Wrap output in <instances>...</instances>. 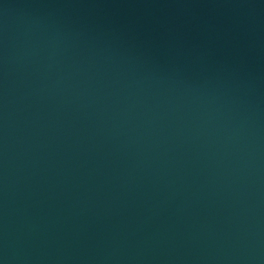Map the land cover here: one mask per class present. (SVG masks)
<instances>
[{"label":"water","instance_id":"water-1","mask_svg":"<svg viewBox=\"0 0 264 264\" xmlns=\"http://www.w3.org/2000/svg\"><path fill=\"white\" fill-rule=\"evenodd\" d=\"M0 264H264V0H0Z\"/></svg>","mask_w":264,"mask_h":264}]
</instances>
